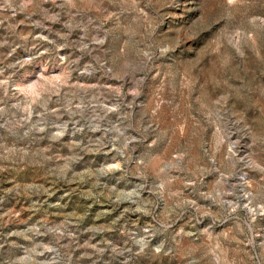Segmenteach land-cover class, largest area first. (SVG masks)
I'll return each instance as SVG.
<instances>
[{
    "label": "rangeland",
    "instance_id": "rangeland-1",
    "mask_svg": "<svg viewBox=\"0 0 264 264\" xmlns=\"http://www.w3.org/2000/svg\"><path fill=\"white\" fill-rule=\"evenodd\" d=\"M0 264H264V0H0Z\"/></svg>",
    "mask_w": 264,
    "mask_h": 264
}]
</instances>
